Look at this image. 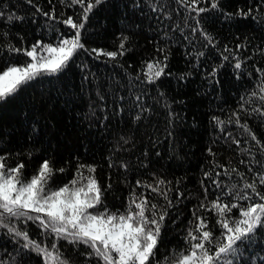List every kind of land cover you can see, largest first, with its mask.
I'll return each mask as SVG.
<instances>
[{
    "label": "trees",
    "instance_id": "16d2710c",
    "mask_svg": "<svg viewBox=\"0 0 264 264\" xmlns=\"http://www.w3.org/2000/svg\"><path fill=\"white\" fill-rule=\"evenodd\" d=\"M89 2L0 0V72L29 62L12 49L74 37L68 18L83 24V47L61 71L41 73L0 100V158L23 164L24 179L48 161L47 190L94 177L103 194L93 213H124L145 199L146 216L165 213L151 264H171L189 247L196 217L220 236L212 201L247 206L233 198L251 194L245 183L264 193V0H101L85 19ZM149 64L163 68L151 81ZM228 215L238 217L239 207ZM9 228L65 264H102L88 246L12 217L0 218V264H46ZM238 248L227 257L232 264H264V227Z\"/></svg>",
    "mask_w": 264,
    "mask_h": 264
},
{
    "label": "snow or ice",
    "instance_id": "6c2138e0",
    "mask_svg": "<svg viewBox=\"0 0 264 264\" xmlns=\"http://www.w3.org/2000/svg\"><path fill=\"white\" fill-rule=\"evenodd\" d=\"M72 2L84 4V0H72ZM192 2L196 3L197 0ZM100 3L101 0L87 3L84 7L85 19L95 5ZM212 7L216 8L217 5L213 3ZM205 10L200 8L197 11ZM11 19L10 16L9 20ZM64 23L76 30L75 36L60 40L55 47L44 45L43 51L47 53L46 56L38 57L39 43L31 50L12 49L17 52L23 51L31 58V62L26 63L24 67L10 66L0 72V100L8 98L21 85L41 73L55 74L61 71L76 51L83 47L80 42V29L83 24L74 23L72 18L66 19ZM123 47L124 45L121 44V48ZM92 51L98 56L106 55L110 58L117 55L116 52H102L97 49ZM147 67L151 73L148 76L149 81L162 75L163 68L159 65L149 64ZM235 67L240 68V63H236ZM261 91L264 92V87ZM243 127L248 130L246 125ZM252 139L255 140L256 137L253 135ZM23 168V164L8 167L3 158H0V218H26L39 221L42 228L50 230L58 239H67L69 243H82L91 248L92 252L89 255L94 254L102 264H151V258L156 255L165 213L159 214L158 217L155 212L151 217L146 216L148 202L143 198L139 202L133 199L124 213H109L106 208L102 212L93 213L90 210L102 203L103 194L94 177H88L85 184L74 179L70 184L58 189L47 190L46 185L53 171L48 161L43 162L38 174L31 179L22 178ZM89 171L94 169L89 168ZM259 182L264 185V175H260ZM243 187L251 189V194L241 191L233 198L239 197L241 200L250 201L247 206L221 203L219 198L211 202L212 210H215L219 217L217 223L222 229L220 236L214 238L213 233L206 230L208 226L204 220L196 217L199 223L185 237L189 247L176 254L171 264H221L222 261L223 264H232L227 257L239 252L238 242H246L251 234L264 227V193L259 191L255 182L245 183ZM253 197L261 202H251ZM151 207L155 209L157 206L153 204ZM200 207L205 205L202 203ZM238 207L239 216L230 217L228 214ZM31 213L36 215H30ZM9 231L26 241L23 245L25 248L32 245L34 250L43 254L46 264L50 261L65 264L58 253L54 256L52 252L41 249L34 241H30L27 232L15 228H9ZM214 241L216 243L213 250L208 245L213 244ZM51 247L55 249L56 244L53 243Z\"/></svg>",
    "mask_w": 264,
    "mask_h": 264
},
{
    "label": "rangeland",
    "instance_id": "374dc122",
    "mask_svg": "<svg viewBox=\"0 0 264 264\" xmlns=\"http://www.w3.org/2000/svg\"><path fill=\"white\" fill-rule=\"evenodd\" d=\"M62 39H70V38H62ZM61 39V40H62ZM43 46L44 45H42V46H40L39 48H38V50H37V54H38V57L40 56V55H47V53L46 52H44L43 51ZM53 47H55V46H57V44H54V45H52ZM31 62V58H30V60H29V62L28 63H30ZM16 67H18V66H16ZM22 67H24V66H22ZM6 70V69H5ZM92 212V211H91Z\"/></svg>",
    "mask_w": 264,
    "mask_h": 264
}]
</instances>
